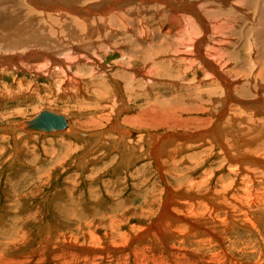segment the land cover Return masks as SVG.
I'll return each instance as SVG.
<instances>
[{
  "label": "rangeland",
  "instance_id": "rangeland-1",
  "mask_svg": "<svg viewBox=\"0 0 264 264\" xmlns=\"http://www.w3.org/2000/svg\"><path fill=\"white\" fill-rule=\"evenodd\" d=\"M68 1L70 6L83 5ZM60 3L66 6L59 0L32 3L40 12L38 18L48 21L45 29L40 28L42 33L31 40L34 49L30 44L26 50L15 49L10 54L0 49V264H181L183 258L184 264L188 260L192 264H264V211L251 203L264 188V180L246 185L235 166L229 167V161L218 162L219 149L207 148L211 147L207 140L194 143L187 139L186 143L169 138L172 153L155 154L153 145L167 141L160 136L166 131L177 133V129L141 123L147 111L156 112L145 103L153 102L158 92L176 94L180 87L159 80L152 93L143 87L128 90L123 78L108 75L109 69L111 73L118 69L113 61L119 54L105 58V33L97 37L96 30L87 37L82 29L71 33L66 26L46 19L44 13ZM252 11L247 13L252 15ZM238 13L239 19L234 21L239 37L227 35L235 40L227 48L228 53L236 50L245 57L253 51V38L246 30L251 20ZM1 26L0 31H4L5 26ZM12 30L14 34L21 32ZM15 42L22 45L23 41ZM205 44L204 40L203 47ZM113 79H118L119 88ZM46 107L68 115L73 129L48 135L18 128ZM168 186L177 196L169 204L173 214L165 215L164 222L159 221V215L168 204ZM217 187L221 193L244 196L231 208L237 223L227 219V208H223L229 203L224 199L227 196L207 198ZM152 194L155 204L147 213ZM222 198L228 202H214ZM214 203L219 205L216 209ZM247 214L256 220L257 229L245 225ZM216 217L226 225L216 222ZM187 218L201 229L190 227ZM156 221L168 229L161 232L168 248L174 245L183 250L167 249L157 231L146 230ZM211 228L222 238L220 247L207 232ZM180 230L187 233L180 236L176 233ZM203 238L213 240L216 246L203 247ZM175 252L184 256L177 259ZM214 254L220 262L213 259Z\"/></svg>",
  "mask_w": 264,
  "mask_h": 264
},
{
  "label": "bare ground",
  "instance_id": "bare-ground-1",
  "mask_svg": "<svg viewBox=\"0 0 264 264\" xmlns=\"http://www.w3.org/2000/svg\"><path fill=\"white\" fill-rule=\"evenodd\" d=\"M34 1L0 0V24L5 26L4 31H0V43H2L0 47H4L0 49L8 52H3L4 54H10L15 49L26 50L30 45H32V48L36 46L31 40L42 33L40 28L45 29L48 21L45 22L43 19L38 18L40 12H38L36 7H33L32 3ZM39 1L45 2V0ZM61 1H65L66 6L61 3L55 5L52 12L44 13L46 19L56 22L58 25L66 26L68 31L70 30L71 33L75 34V28L82 29L84 31L82 34H85V36H90L91 32L94 34L97 32L96 30H98V33H96L97 37L105 33L108 38V44L102 46L105 58L112 57L116 53L119 54V58L113 61L118 69L116 68L117 70L113 73H111L112 69H109L110 73L107 71L110 77L123 78L126 81L125 84L128 90H133L134 88L142 89L141 87H143L150 90L148 93L153 92V85H156L155 81L158 82L159 80H164L161 83H170V85L180 87L178 89L179 92L169 96L165 93L155 92V100L145 103L146 108L154 107L156 112H151L150 110L146 114L144 113L145 116H148L144 120L142 118L141 123L177 129V133L174 131L169 134L166 131V133L162 134L163 136H160V139H167V141L162 142L159 146L157 144L153 145L155 154L172 153L171 148L168 147L171 142L169 138L185 140L183 142L188 139L194 143L199 140H207L205 143L211 145V147L207 148L211 150L219 149L218 156L220 160L218 162L229 161V167L235 166L238 175H243L241 177L246 185L249 186L255 181L264 180V57H262L264 55V0H77L83 5H73L74 7L70 6L68 0H59V2ZM216 1H218V4L221 2L220 5ZM34 4L38 5L39 3L35 2ZM247 11H252V15L247 13ZM238 12L245 13L251 20L246 30L249 31V36L253 38V40L250 39L252 40L253 51H251L249 56L245 55V57L236 50H233V54H230L227 48L229 43L233 42L234 37H239L238 24L234 21L239 19L240 15ZM12 29H18L21 32L14 34ZM242 34H245V32ZM204 40L206 44L203 47ZM15 41L23 42L20 45ZM210 42L211 45H209ZM239 44L242 45L245 42ZM237 45L238 43L234 48H237ZM9 47L11 48L10 50H8ZM4 54L1 55L3 56ZM8 57H11V55ZM142 71L144 75H142ZM138 74L142 76L139 77ZM199 75L201 76L199 77ZM172 79L180 81H173ZM113 82L115 87L116 85L118 86L117 88L120 87L118 79H113ZM46 109L64 115L68 123L67 127L61 131H70L69 129L72 125L68 115L52 108L46 107ZM203 113L207 114L208 117ZM18 125V128H21L23 122ZM189 127H196L197 129L194 131L188 130L187 128ZM180 129H187L188 131L181 133ZM61 131H39L38 133L49 135L50 133H59ZM26 132L30 133L29 131ZM152 139H156V136H153ZM179 149L181 150L180 147ZM161 167L159 166V168ZM256 168L257 170H263L259 176L256 174L257 170L253 171ZM233 182H235L234 179ZM167 192L168 204L164 205V202V206H161L159 221L160 219L164 221L165 215L173 214L169 204L173 202V196L177 195L170 186H168ZM221 195L227 196L224 199L229 201L228 205L224 204L225 206L223 207L227 208L228 221L237 223V219L233 217L235 213L231 212V208L234 203H239L242 195L230 194L228 191L221 193L217 187L212 190L211 196L207 198L214 200L216 196ZM242 198L244 199V196ZM246 198L248 199L247 196H245ZM224 199L220 201L218 199V201L214 202H219V205L228 202ZM154 200V195L151 200H145L150 206L147 213H151V210H153ZM251 200L252 206L254 205L258 208L257 210L262 209L264 211V188L260 189L258 194ZM150 201L151 203H149ZM212 206L215 209L217 207L216 204ZM238 206L240 207L241 205ZM243 206L245 207V205ZM259 211L262 213L261 210ZM196 212L198 213V211ZM211 212L213 213V210ZM202 216L205 219H209L205 214ZM249 217H247L248 219L246 218L245 225L253 230L257 229L256 220ZM213 219L226 225V222L222 219L217 217ZM214 220L211 221L216 223ZM162 221L159 224L156 221L157 224H153V228L148 227L146 230L151 232L154 229L159 233L167 249H176L177 247L175 248L174 245L172 248H168L166 239H163L162 235L164 234L161 232L168 229L163 227ZM202 222L199 221V223ZM187 223L191 224L190 227L193 229L196 227L201 229L202 227L196 221L191 222L190 218H187ZM192 223L196 226L194 227ZM223 223L221 224L223 225ZM211 230H207V232L212 233L211 236L214 237L216 242L220 243L218 245L220 247L222 238L213 233V228ZM176 233L183 236L187 232L180 230ZM185 237L187 235H184ZM212 241L203 238L200 242H204L203 247L210 244L212 248L216 246L212 245ZM70 245L72 246L73 243L70 242ZM176 250L180 252L183 248ZM184 250L186 249L184 248ZM182 255L175 252V258L177 259ZM212 256L215 261H219L217 259L218 255L214 254ZM183 260L181 264H184ZM214 260H210V262H215ZM185 264L192 263L188 260Z\"/></svg>",
  "mask_w": 264,
  "mask_h": 264
},
{
  "label": "water",
  "instance_id": "water-1",
  "mask_svg": "<svg viewBox=\"0 0 264 264\" xmlns=\"http://www.w3.org/2000/svg\"><path fill=\"white\" fill-rule=\"evenodd\" d=\"M22 129L29 132L61 131L67 127V119L64 115L49 109H42L32 117L22 121Z\"/></svg>",
  "mask_w": 264,
  "mask_h": 264
}]
</instances>
